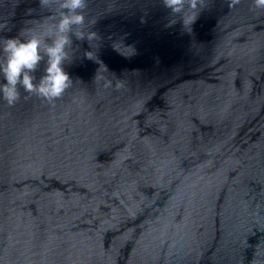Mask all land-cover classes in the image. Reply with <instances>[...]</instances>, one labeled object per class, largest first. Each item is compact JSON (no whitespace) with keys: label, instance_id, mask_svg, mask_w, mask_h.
Returning <instances> with one entry per match:
<instances>
[{"label":"water","instance_id":"1","mask_svg":"<svg viewBox=\"0 0 264 264\" xmlns=\"http://www.w3.org/2000/svg\"><path fill=\"white\" fill-rule=\"evenodd\" d=\"M58 11L0 0V37ZM197 12L87 0L71 86L0 99V264H264V9Z\"/></svg>","mask_w":264,"mask_h":264},{"label":"clouds","instance_id":"2","mask_svg":"<svg viewBox=\"0 0 264 264\" xmlns=\"http://www.w3.org/2000/svg\"><path fill=\"white\" fill-rule=\"evenodd\" d=\"M51 2L52 0H39V5L44 7ZM55 2L59 11L56 16L45 17V20L52 22L42 26L39 33L34 29H26L15 37H0V99L9 106L20 99L21 89L49 102L61 97L72 83L64 68L72 38L89 42L98 35L95 31L86 34L81 27L85 23L84 9L87 0ZM238 2L239 0H232L233 5ZM161 3L171 13H183L187 5L191 14L182 16L181 21L183 27L187 26L191 31V25L199 16L197 9L202 7L203 0H161ZM253 4L257 9H264V0H253ZM92 23L95 24L96 21ZM25 32L31 34L25 35ZM123 46L131 49L129 55L125 56L118 49L112 48L125 58L135 54L133 45L123 43ZM85 57L91 59L90 51L85 52ZM38 71L40 75L37 77Z\"/></svg>","mask_w":264,"mask_h":264}]
</instances>
